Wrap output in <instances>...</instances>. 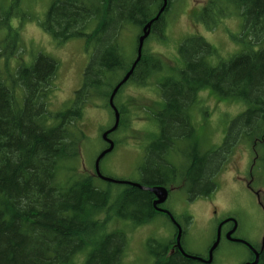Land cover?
<instances>
[{"label": "trees", "instance_id": "16d2710c", "mask_svg": "<svg viewBox=\"0 0 264 264\" xmlns=\"http://www.w3.org/2000/svg\"><path fill=\"white\" fill-rule=\"evenodd\" d=\"M20 1L15 0L7 9L0 6V61L8 74L5 78L0 70V264H77L80 259V264H122L126 236L119 231L105 232L110 217L116 214L136 225L148 223L158 214L170 218L154 208L155 195L150 191L121 184L116 195L109 186L113 182L106 181L103 188L96 182L99 177L95 171L77 170L85 138L77 121L94 98L109 106L111 91L136 57L137 43L128 50L122 33L138 28L139 35L162 0L50 1L41 27L61 42L82 38L89 54L72 105L54 113L48 109L47 98L58 68L55 59L39 54L33 64H17L10 73L9 60L21 43V24H12L14 16L20 14L23 19L25 14L19 12ZM173 2L167 0L148 37L161 34V22ZM194 16L206 30L214 29L224 18L242 16L238 38L246 44L227 60L211 65L207 57L214 49L205 38L192 35L182 40L178 51L183 67L176 77L158 82L164 98L155 116L160 133L141 160L142 178L135 182L145 187L163 185L169 193L174 186L181 189L172 177L178 171L166 162L164 151L170 145L192 144L194 148L185 152L188 160L179 176L182 182L188 181L189 192L207 195L216 189L213 176L219 164L228 160L236 145L245 143L250 154L248 188L256 193L255 175L258 170L264 173V0H205ZM145 42L141 58L124 84L133 81L145 85L149 76L162 69L161 60L148 53ZM205 88L240 98L248 107L230 121L221 146L203 151L190 114ZM118 108L121 126L123 110ZM50 117L57 122L50 125ZM61 169L71 172L65 182L60 180ZM259 196L264 205V190ZM102 213L105 219L99 218ZM174 229L172 240L154 252L150 264L198 262L177 249L169 253L175 243ZM257 264H264V247Z\"/></svg>", "mask_w": 264, "mask_h": 264}, {"label": "rangeland", "instance_id": "374dc122", "mask_svg": "<svg viewBox=\"0 0 264 264\" xmlns=\"http://www.w3.org/2000/svg\"><path fill=\"white\" fill-rule=\"evenodd\" d=\"M50 1H20L19 12L25 14L23 19L20 14L14 16L12 24H21L19 31L21 43L17 53L9 60V67L11 73L17 64L31 65L39 54L48 55L57 61V72L47 98L48 109L54 113L72 105L75 91L82 84V74L88 63L89 54L84 50L82 38L74 37L61 42L41 27L40 21L44 18ZM14 2L15 0H0V6L7 9ZM204 2L205 0H174L163 23L161 22L160 26L163 27L161 34L157 35L158 37L151 35L146 40L148 53L161 60L162 69L149 76L145 85L127 82L114 98V103L118 106L122 98H129L126 99L130 126L127 128L123 123L113 133V137L117 139L116 146L99 162L104 175L134 181L142 178L140 166L144 146L156 136L157 123L154 114L164 105L158 82L166 77H176L178 69L183 67L178 47L184 38L192 35L205 38L214 49L212 55L207 57L211 65L227 60L244 48L246 41L238 38L242 33L243 17L224 18L214 29L206 30L194 16ZM2 32L4 35L5 30ZM138 33V28L123 31L122 36L127 40L128 50L131 51L137 43L135 39ZM0 70L4 77L8 78L3 61H0ZM199 97L200 100L192 108L190 115L199 136L200 149L205 151L222 145L230 121L242 113L248 104L240 98L219 95L209 88L202 89ZM55 122L57 121L53 117L48 120L50 125ZM113 122L114 116L105 100L94 98L85 105L77 121L85 135L76 161L79 172L94 174L96 157L105 146L102 133ZM185 145L178 144L179 147ZM178 153L174 152L169 161L176 167L174 170L178 171V175L172 177L181 189L174 186L165 206L184 229L181 237L184 250L194 255H206L214 239L217 222L229 215L235 216L238 220L239 237L259 243L264 236V205L260 203L259 198L264 190V173L258 170L255 175L254 186L259 190L256 193L250 190L247 187L250 159L247 145L245 143L236 145L228 160L224 164H219L218 171L213 176V181L217 184L216 189L207 195L188 191V181L182 182L179 176L186 166L185 161L188 157L184 155L181 157ZM70 175V171L61 169V182H65ZM96 182L103 188L108 185L99 178H96ZM109 186L116 195L122 188V185L117 183H110ZM125 198L128 199V196ZM214 207L216 211L213 213ZM105 217L104 213L99 215L100 219ZM105 228L106 233L119 231L126 236L122 264H150L154 252L167 245L175 232L173 222L162 214L141 226L114 214L107 220ZM148 244L152 246L149 247ZM246 255L247 251L243 246L223 240L214 251L212 264H240ZM79 261L77 264L81 263V259ZM194 264L207 263L198 261Z\"/></svg>", "mask_w": 264, "mask_h": 264}, {"label": "water", "instance_id": "95a60500", "mask_svg": "<svg viewBox=\"0 0 264 264\" xmlns=\"http://www.w3.org/2000/svg\"><path fill=\"white\" fill-rule=\"evenodd\" d=\"M167 6V0H162V5L160 6L158 12L156 13V15L154 17H152L150 20H148L141 28V34L138 36L137 38V47H136V57L134 59V61L131 64V67L129 68V70L124 74V76L121 78V80L116 84V86L113 88V90L111 91L109 98H108V104L111 107V109L113 110L114 113V123L113 125L108 128L107 130H105L102 133V138L103 140L108 144V146L103 149L96 157L95 163H94V170L96 175L104 180V181H108V182H114V183H121V184H129L131 186H136L138 188L141 189H146L148 191H150L151 193H153L155 195V200L153 201V204L156 208L157 211L166 213L169 215L170 220L173 222V224L176 226V236H175V243H174V248L171 249V251H173L174 249H177L181 252V254L187 258L193 259V260H198L200 262H204V263H211L213 260V254H214V250L217 248V246L219 245L220 242V238H221V227L224 223L232 220L234 222V227L232 228L231 231H229L226 235V238L228 240L231 241H236V242H242L245 244L249 243L242 239V238H235V237H231V233L233 231H235L236 227H237V222L234 218H226L223 219L216 228V235L215 238L213 240V242L211 243L208 251H207V258H203L202 256L199 255H194V254H190L187 253L181 243V236H182V226L178 223V221L174 218L173 214L166 208H162L160 206H158L159 204H162L166 201L167 197H168V190L165 186L163 185H152V186H143L141 185L139 182H135V181H131V180H126V179H116V178H112L109 176H106L104 174H102L100 167H99V162L100 160L107 154L109 153L112 149H113V142L112 140L108 137V134L111 133L112 131H114L119 124V111L118 108L116 107V105L114 104V97L118 91V89L120 88L121 85H123L130 77V75L133 73L134 67L137 64V62L140 60L141 58V54H142V47H143V43L144 40L148 37V35L151 32V28H152V24L159 18L160 14L164 11V9ZM258 262V253L255 251V259L251 262H246L244 264H257Z\"/></svg>", "mask_w": 264, "mask_h": 264}, {"label": "flooded vegetation", "instance_id": "af4514ba", "mask_svg": "<svg viewBox=\"0 0 264 264\" xmlns=\"http://www.w3.org/2000/svg\"><path fill=\"white\" fill-rule=\"evenodd\" d=\"M152 30V29H151ZM163 97V96H162ZM126 98H128V97H125V98H122V100L120 101V108L123 110V123H124V125H126L125 127H127L128 128V126H130L129 125V123H130V118H129V115H128V112H129V110L127 109L128 107H127V99ZM129 99V98H128ZM162 103H164V98H163V102ZM117 108H118V106H116ZM118 110H119V113H120V119H119V123H120V120H121V112H120V109L118 108ZM156 114H157V112L154 114V116H156ZM192 117H191V115H190V121H191V124H192ZM113 125V124H112ZM112 125H110L109 126V128L112 126ZM120 125V124H119ZM119 125H118V127H117V129L119 128ZM193 125V124H192ZM194 127V126H193ZM195 128V127H194ZM108 129V128H107ZM116 129V130H117ZM116 130H114V131H112L111 133H109L108 134V137L112 140V142H113V149H114V147L116 146V143H117V139H115L114 137H113V133L116 131ZM159 133H160V128L157 126V132H156V136H158L159 135ZM153 140V139H152ZM152 140L148 143V144H146L144 147V151H143V155H142V159H144L147 155H148V150H149V148H150V146H151V144H152ZM172 144V143H171ZM108 146V144L105 142V146H104V148L103 149H105L106 147ZM190 148H194L193 147V145L192 144H188V145H185V147H179V146H173V145H170V146H168V147H166V150L164 151V159L166 160V162H168V163H170L171 164V162L169 161V158L171 157V156H174V152H176V153H178V151H179V153L178 154H180L181 155V157H182V155H184L185 156V152L188 150V149H190ZM112 149V150H113ZM182 149H184V150H182ZM208 149H211V148H208ZM208 149H205V150H208ZM111 150V151H112ZM110 151V152H111ZM248 187V186H247ZM253 191V190H252ZM254 192V191H253ZM168 197H169V193H168ZM168 197H167V199H168ZM154 199H155V197H154ZM166 199V200H167ZM166 202V201H165ZM165 202L164 203H162V204H159L158 206H160V207H162V208H166V206H165ZM154 208H155V206H154ZM156 209V208H155ZM216 211V209H215V207H214V209L212 210V212L214 213ZM227 218H234L235 220H236V222H237V227H236V229H235V231H233L232 233H231V237H235V238H239V236H238V234H237V232H238V220H237V218L235 217V216H233V215H229V216H227ZM226 219V218H225ZM223 219H221V220H219L218 222H217V225L222 221ZM149 223V222H148ZM145 224H147V223H145ZM145 224H140V226L141 225H145ZM234 227V222L232 221V220H230V221H228V222H226V223H224L223 225H222V227H221V238H220V242L221 241H223V240H225V241H227V242H229V243H232V244H235V245H241V246H243V248L247 251V255H246V257L243 259V261H241L240 262V264H244V263H246V262H251V261H253L254 259H255V251L258 253V261H259V252L263 249V247H264V236H263V239L259 242V243H253V242H249L248 240H246L248 243H249V245L248 244H245V243H242V242H236V241H231V240H228L227 238H226V235H227V233L229 232V231H231L232 230V228ZM216 228H217V226H216ZM183 233H184V229L182 228V235H183ZM215 235H216V229H215ZM215 235H214V238H215ZM241 238V237H240ZM214 240V239H213ZM213 242V241H212ZM220 242H219V244H220ZM219 246V245H218ZM217 246V247H218ZM210 247V246H209ZM173 248H174V246H173ZM172 249V248H171ZM171 249H170V252L169 253H172V251H171ZM209 249V248H208ZM216 250V249H215ZM203 258H207V254L206 255H204V256H202ZM197 261V260H196ZM212 262H213V260H212ZM212 262L211 263H209V264H212ZM202 263H204V262H202ZM258 263V262H257Z\"/></svg>", "mask_w": 264, "mask_h": 264}]
</instances>
